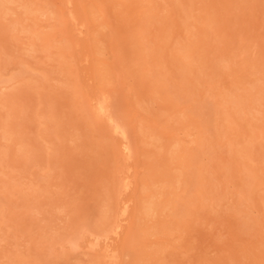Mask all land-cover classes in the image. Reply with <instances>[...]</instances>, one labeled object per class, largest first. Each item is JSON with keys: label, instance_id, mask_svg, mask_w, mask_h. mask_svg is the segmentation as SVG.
<instances>
[{"label": "rangeland", "instance_id": "1", "mask_svg": "<svg viewBox=\"0 0 264 264\" xmlns=\"http://www.w3.org/2000/svg\"><path fill=\"white\" fill-rule=\"evenodd\" d=\"M0 264H264V0H0Z\"/></svg>", "mask_w": 264, "mask_h": 264}]
</instances>
